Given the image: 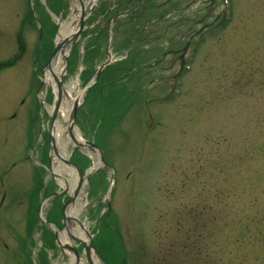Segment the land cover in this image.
Segmentation results:
<instances>
[{"label": "rangeland", "instance_id": "obj_1", "mask_svg": "<svg viewBox=\"0 0 264 264\" xmlns=\"http://www.w3.org/2000/svg\"><path fill=\"white\" fill-rule=\"evenodd\" d=\"M96 1L97 7L102 0ZM173 1L177 3L175 8L158 24H150L146 28L148 34L132 41L129 48L119 46L122 42L114 36L111 43H104V48L97 52L85 48L87 41L90 47L94 41L85 30L82 34L86 36L81 34L75 45L66 47L69 59L62 78L64 87L76 79L79 90L105 59L107 49L114 63L125 61L124 57L120 58L125 53L127 57L137 58L132 63L134 70L128 66V73L133 75L130 80L116 72L118 75L109 81L105 67L95 84L79 98L74 124L84 139L92 138L96 129L102 130L106 123H111L113 118L105 120L103 116L124 112L107 135L97 134L114 175L106 165L90 170L76 193L83 205L79 219L94 233L102 205L109 199L120 233L115 239L108 235L107 227H98L96 239L94 233L93 255L100 264L103 262L99 253L105 264H118L122 260L127 264H264V0H231V19L224 27L213 25L220 16V0ZM19 2L25 4V0ZM4 4L0 0V6ZM46 4L58 11L54 0ZM24 10L22 7L14 17L9 32L0 25V40L8 42L13 37ZM33 14L38 21L42 20L40 6H35ZM100 15L91 10L84 21L89 25V18L94 16L93 22L98 19L101 23ZM51 18L54 25L55 17ZM135 27L140 28V24ZM196 29H200V39L192 68L182 74V85L171 95L170 77L179 68L183 52L164 56L161 53L182 47L189 35L184 34ZM21 34L28 51L36 31L25 24ZM177 37L179 42L174 41ZM13 44L11 40L0 47V54L13 52ZM158 55L162 57L160 62L153 64L152 59L159 58ZM22 57L16 75L21 79L25 73L27 84L24 86L20 81L15 90L10 84L2 87L0 84V107L6 102H10L9 106H20L16 116L19 122L15 124L17 140L13 136L2 148L3 151L12 148L16 157H23L27 154L29 138L35 137L31 159L42 169L45 185L51 191L58 183L48 163L47 168L42 163L49 157L50 117L45 106L52 102L53 96L44 87L36 94L39 105L36 131L35 136L32 130L29 135L28 115L35 112V90L30 85L33 71L26 58L31 57ZM119 83L126 89L119 96L109 95ZM130 102H133L131 107L125 111ZM75 148L88 153L92 165L98 160L95 150L78 145L69 148L74 161L79 160ZM100 168L105 180L114 177L112 195L108 198L104 196L103 186L96 194H90L93 189L90 190L89 180ZM27 174L26 171L25 179ZM27 194L21 190L20 199ZM66 195L61 191L56 197H49L43 203L42 216L59 208ZM54 214L49 217L54 218ZM20 224L23 235L22 216ZM39 224L36 216L33 243L28 244L31 251L39 252L41 257L46 251L45 264H67L66 253L71 251L55 247L52 234L48 238V231L42 232L49 225L40 231ZM70 245L76 247L85 261L80 245L73 239ZM38 258L37 263L36 257L19 249L15 263L0 247V264H39Z\"/></svg>", "mask_w": 264, "mask_h": 264}, {"label": "bare ground", "instance_id": "obj_2", "mask_svg": "<svg viewBox=\"0 0 264 264\" xmlns=\"http://www.w3.org/2000/svg\"><path fill=\"white\" fill-rule=\"evenodd\" d=\"M94 2L95 0H74L69 6V13L66 19L60 21L57 18L56 20L58 28L55 34V41L58 43V49L51 58L49 65L44 70V80L52 85L54 98L57 96L55 78L62 73L64 66L62 63V57L65 54L63 48L64 41L77 29V22L81 14V6L87 9L89 5L93 6ZM61 92L55 110L56 116L49 127L51 136L49 169L59 187H63L68 194L73 195V191L79 180L75 169L68 165L65 159L69 156V148L71 146L83 143L79 130L71 122L70 112L72 105L79 102L82 89H78L76 79H71L64 89L61 88ZM54 106L51 103L46 105L47 112L50 113L53 111ZM97 164H99L98 161L95 162L93 167L98 166ZM89 169L90 168H88L85 173H88L90 171ZM82 206V202H79L77 197H75L73 199L71 198L63 209L64 224L60 229H57L56 232V240L62 247L69 245L72 239L85 242L88 240L87 226L80 221L78 215ZM66 254L69 258L68 264H85L82 258L76 259L72 253ZM90 262V264H100L93 254L90 256Z\"/></svg>", "mask_w": 264, "mask_h": 264}, {"label": "flooded vegetation", "instance_id": "obj_3", "mask_svg": "<svg viewBox=\"0 0 264 264\" xmlns=\"http://www.w3.org/2000/svg\"><path fill=\"white\" fill-rule=\"evenodd\" d=\"M2 1L5 2L3 6H9L11 4V0ZM126 8L127 6H125ZM12 13V9H1L0 17L2 15L11 17ZM0 25L3 27L2 23ZM15 62L16 60L11 62L7 58L0 64L6 66V71L8 72L2 80V84H11L10 87L13 90H15L13 80L16 77L14 70ZM9 105L10 102H7L5 108L2 109L0 107V116L3 114L1 116L2 122L0 123V247L6 248L9 255L15 260L18 255L19 205L25 199H20V191L24 190L23 177L25 171L28 172V169L26 166L20 165V159L16 157L12 148L7 147L5 151L2 148L3 143L6 145L8 140L13 139L15 133V117L19 114L20 109V106L15 107ZM9 110L11 111L8 112ZM4 114L6 115L4 116ZM29 175L31 178L32 173L29 172ZM29 204L30 201H27V205Z\"/></svg>", "mask_w": 264, "mask_h": 264}, {"label": "water", "instance_id": "obj_4", "mask_svg": "<svg viewBox=\"0 0 264 264\" xmlns=\"http://www.w3.org/2000/svg\"><path fill=\"white\" fill-rule=\"evenodd\" d=\"M74 36H75V35H74ZM57 49H58V45L55 46V48H54V50H53L51 56H53L54 52H55ZM49 61H50V58L47 60L46 65L49 64ZM56 83H57V89H58V92H57V98H56V101H55V107L57 106V103H58L59 92H60V87H61V84H60L59 81H57ZM74 110H75V106H74L73 109H72V113H71L72 118H73V115H74ZM53 118H54V113L52 114V119H53ZM50 139H51V136H50Z\"/></svg>", "mask_w": 264, "mask_h": 264}]
</instances>
